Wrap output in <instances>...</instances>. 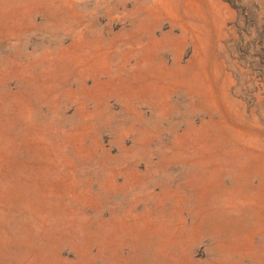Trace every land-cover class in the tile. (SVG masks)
Masks as SVG:
<instances>
[{
	"label": "rangeland",
	"instance_id": "obj_1",
	"mask_svg": "<svg viewBox=\"0 0 264 264\" xmlns=\"http://www.w3.org/2000/svg\"><path fill=\"white\" fill-rule=\"evenodd\" d=\"M0 264H264V0H0Z\"/></svg>",
	"mask_w": 264,
	"mask_h": 264
}]
</instances>
